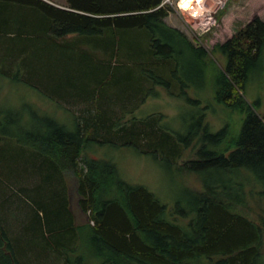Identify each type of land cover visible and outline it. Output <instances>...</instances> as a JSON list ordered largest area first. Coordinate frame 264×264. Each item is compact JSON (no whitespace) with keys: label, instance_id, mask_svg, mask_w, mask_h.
Returning <instances> with one entry per match:
<instances>
[{"label":"trees","instance_id":"1","mask_svg":"<svg viewBox=\"0 0 264 264\" xmlns=\"http://www.w3.org/2000/svg\"><path fill=\"white\" fill-rule=\"evenodd\" d=\"M172 10L163 0H66L63 6L0 0V78L42 93L51 79V94L60 97L52 99L77 122L71 128L32 115L27 124L0 100V141L25 146L16 169L11 163L0 169L4 189L12 191L0 195V264L260 262L264 113L261 97L249 101L246 93L264 80V18L254 16L208 50L166 22ZM55 51L69 63L77 59L63 82L43 74L40 59L54 60ZM122 68L127 73L117 74ZM112 85L131 88L126 108L104 93ZM157 87L200 105L186 134L160 126L158 114L124 119ZM190 87L197 96L207 89L206 105L187 97ZM215 107L223 116L217 129L204 117L218 115ZM92 140L173 163L196 184L166 203L145 185L125 181L112 161L92 155ZM70 179L84 222L76 223L70 209ZM13 193L25 195L32 208L23 221L26 235H14L8 222L9 210L25 211Z\"/></svg>","mask_w":264,"mask_h":264},{"label":"rangeland","instance_id":"2","mask_svg":"<svg viewBox=\"0 0 264 264\" xmlns=\"http://www.w3.org/2000/svg\"><path fill=\"white\" fill-rule=\"evenodd\" d=\"M50 1L51 0H47ZM57 3H66V0H52ZM173 1V10L165 18L168 24L175 23L179 28L186 33L189 38L196 37V43L204 45L208 50L211 49L215 42H222L234 33H236L240 28L244 27L250 18V14L254 11L256 15H264V0H207V8L210 10L202 16L193 17L190 11L182 10L181 5L182 0H171ZM55 2V3H56ZM262 5V8L261 6ZM260 6V7H259ZM232 8H236L234 15H231ZM241 8V10H240ZM256 10L258 11L257 14ZM249 16V18H248ZM248 18V19H247ZM56 48H58L56 46ZM55 48V49H56ZM51 54V53H50ZM53 57L45 60L40 59V62L44 63V75L45 77H57L60 82L66 80V76L74 74L76 71L74 63L76 58L70 60H63L65 57L59 56L58 51H55L54 60ZM63 60V64H62ZM27 62H33V58L27 57ZM35 62V61H34ZM220 65L225 64V58L221 56L219 60ZM264 73V70L260 71ZM127 73L126 68H122L117 74ZM40 78V77H39ZM255 79H253L254 81ZM51 81V79H50ZM45 86L46 93H42L40 90H36L25 85L22 82H13L7 79L0 78V100L3 105L7 106L12 113H23V122L27 124L30 123L32 115L40 117H51L55 121L61 124H67L69 127L74 128L75 118L67 113L62 106L58 103L60 99L59 96H53L51 93V82ZM126 80L119 81L125 83ZM3 84V86H2ZM196 87H190L186 90L188 98H200L204 102L203 105L207 104L208 94H206L207 89H205L197 96ZM124 90V92H123ZM104 93L111 94L113 99L119 100V104L123 103L126 108V102L128 101L127 94H131V88L125 91V86L121 87L117 85H112L104 89ZM152 91L156 92L155 97H146L145 102L139 106L134 114H127L124 119H129V117H145L150 114H158L160 116V126L163 128H168L172 132L179 133L181 135L186 134L189 126L196 118H199V112H201L200 105L190 103L186 96L173 97L170 96L166 89L162 87L153 88ZM49 92V93H48ZM130 92V93H129ZM125 95L123 98L122 96ZM139 96V94H138ZM55 97L57 99H52ZM257 97H261L262 104L259 108L260 113H264V80L261 84L255 83L251 89H247L246 98L249 101H253ZM139 102V97L134 100V103ZM132 103V100L131 102ZM120 107V105H119ZM215 112L218 109L214 108ZM207 110H204L206 113ZM217 114H211L210 111L204 115L209 119L210 123L213 125V129H217L222 122V114L217 112ZM210 124V125H211ZM212 129V128H211ZM212 129V130H213ZM126 142V141H125ZM89 152L92 155L98 156V158L112 161L118 170L120 176L127 182L142 184L152 190L162 201L168 202V198H176L181 191L188 189L196 184V178L193 175H188L186 172H176L174 164H164L161 161L154 160L150 154L140 153L134 147L128 145H116L114 142L100 144L97 140L90 141ZM25 151V146L17 144L15 141L1 140L0 141V169L8 168L10 163L13 165V169H16V161H21L18 156L20 153ZM28 155V153L26 152ZM97 154V155H95ZM189 151L186 150L183 153V157H187ZM18 156L17 159L14 157ZM1 177V175H0ZM69 179V178H68ZM186 179V181H185ZM69 201L70 209L75 216V222L80 223L86 220V215L82 214L77 205V194L75 187H73V181H69ZM11 190L4 189V184L0 181V195L6 193L11 194ZM12 192V191H11ZM157 192V193H156ZM159 193V194H158ZM17 204L25 211H20L14 209L7 212L8 222L11 225L14 235L21 236L22 232L26 235L25 230L28 229L26 223V215L32 213V208L29 204L28 198L21 194H12V197ZM28 219V217H27ZM26 226V227H25ZM29 230V229H28ZM13 233H11L13 235ZM258 264H264V245L262 256Z\"/></svg>","mask_w":264,"mask_h":264},{"label":"built area","instance_id":"3","mask_svg":"<svg viewBox=\"0 0 264 264\" xmlns=\"http://www.w3.org/2000/svg\"><path fill=\"white\" fill-rule=\"evenodd\" d=\"M220 2L222 1L220 0ZM163 3L172 5L173 1L163 0ZM179 6L181 7L182 10L190 11L193 17L202 16L203 14H206L208 11L210 12V10L207 8V0H192L188 8H183L182 4L181 5L179 4Z\"/></svg>","mask_w":264,"mask_h":264},{"label":"crops","instance_id":"4","mask_svg":"<svg viewBox=\"0 0 264 264\" xmlns=\"http://www.w3.org/2000/svg\"><path fill=\"white\" fill-rule=\"evenodd\" d=\"M47 1V0H46ZM50 2V1H49ZM56 2V1H55ZM54 1H52L51 0V3H53V4H55V5H57V6H63L64 4L63 3H55ZM260 2H262L261 0H260ZM261 6V8H262V5H260ZM259 6V7H260ZM236 10V8H232V11H230L231 12V15H234V11ZM240 10H241V8H240ZM256 12H257V14H260V13H258V11L256 10ZM250 16V18L252 17H254V16H256V13H254V11L249 15ZM249 16H248V18H249ZM258 16V15H257ZM259 17H261V18H264V15H262V16H259ZM247 18V19H248ZM167 19H168V17H167ZM249 22V21H248ZM247 22V23H248ZM169 25H171V26H173V27H176V28H179V26L177 25V24H175V23H170ZM180 29V28H179Z\"/></svg>","mask_w":264,"mask_h":264},{"label":"bare ground","instance_id":"5","mask_svg":"<svg viewBox=\"0 0 264 264\" xmlns=\"http://www.w3.org/2000/svg\"><path fill=\"white\" fill-rule=\"evenodd\" d=\"M192 0H182V7L183 8H188L191 4Z\"/></svg>","mask_w":264,"mask_h":264}]
</instances>
